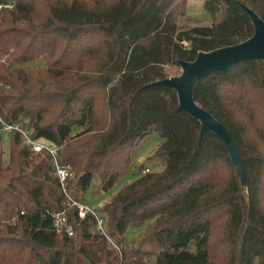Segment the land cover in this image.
Here are the masks:
<instances>
[{
	"label": "trees",
	"instance_id": "trees-1",
	"mask_svg": "<svg viewBox=\"0 0 264 264\" xmlns=\"http://www.w3.org/2000/svg\"><path fill=\"white\" fill-rule=\"evenodd\" d=\"M187 1L0 0L11 5L0 10V117L58 147L71 172L62 187L49 154L0 124V264H264L262 62L209 74L192 93L230 133L246 187L223 142L211 132L199 139L198 121L176 110L172 89L144 88L177 60L249 38L240 4L264 21V0H202L210 24L182 26ZM151 132L163 168L139 166L92 208L97 232L94 215L79 218L71 200L84 204L78 194L94 178L106 191L129 174ZM62 211L71 236L53 227Z\"/></svg>",
	"mask_w": 264,
	"mask_h": 264
},
{
	"label": "water",
	"instance_id": "water-1",
	"mask_svg": "<svg viewBox=\"0 0 264 264\" xmlns=\"http://www.w3.org/2000/svg\"><path fill=\"white\" fill-rule=\"evenodd\" d=\"M240 6L252 25V34L249 38L237 44L211 51H199L192 61L177 60L180 68L178 75L155 80L146 84L144 88L164 86L172 89L177 97L176 110L184 112L198 121L199 139L206 132H211L223 142L240 184L246 187L248 181L242 159L230 133L222 123L199 106L192 96L195 85L203 77L212 73H223L236 63L246 60H259L264 67V21L252 8L244 4H240Z\"/></svg>",
	"mask_w": 264,
	"mask_h": 264
},
{
	"label": "rangeland",
	"instance_id": "rangeland-1",
	"mask_svg": "<svg viewBox=\"0 0 264 264\" xmlns=\"http://www.w3.org/2000/svg\"><path fill=\"white\" fill-rule=\"evenodd\" d=\"M202 0H188L187 1V12L185 15L180 16L178 23L182 26L193 25V24H204L209 25L210 22L207 16L200 10V4ZM194 18V19H192ZM180 73L179 67H172L169 69L170 76H176ZM161 141L160 137L155 133L151 132L146 135L136 146L135 155L133 159L132 169L129 174L121 177L110 189L104 191L99 188L98 179L94 178L87 188L86 191L78 194L79 200L84 204L90 206L94 210H99L102 205L117 192L122 186L131 182L137 174V168L139 166L146 167L150 172H158L163 168V164L160 160L153 157L154 151ZM45 146L51 147L52 144L42 142ZM3 161L7 160V150L5 144H3ZM264 150V148H263ZM5 162V161H4ZM136 235V233L134 234ZM133 235V236H134ZM221 253L217 252V257H220Z\"/></svg>",
	"mask_w": 264,
	"mask_h": 264
},
{
	"label": "built area",
	"instance_id": "built-area-1",
	"mask_svg": "<svg viewBox=\"0 0 264 264\" xmlns=\"http://www.w3.org/2000/svg\"><path fill=\"white\" fill-rule=\"evenodd\" d=\"M10 7L11 5L0 3V10L3 8H10ZM0 124L2 125V130L4 132H8L12 129L19 131L22 136L24 144L29 146L33 152H41L43 150L46 151L51 158V165L55 171V174L57 175L61 186L64 187L63 184L66 179L71 177V172L68 166H63L58 163V160H57L58 147L45 146L41 141L32 139L27 132L23 131L19 127L11 126V125L4 123L1 117H0ZM144 171L148 172V168H146ZM71 203L72 205L77 207L79 218H83L86 212L92 213L96 219L95 230L97 232L104 234L103 227H102V220L96 215V213L90 206L86 204L78 203L74 200H71ZM51 217H52L53 227L57 232L64 231L68 236H71L73 234L72 228L69 225H67L66 216L63 211L52 213Z\"/></svg>",
	"mask_w": 264,
	"mask_h": 264
}]
</instances>
